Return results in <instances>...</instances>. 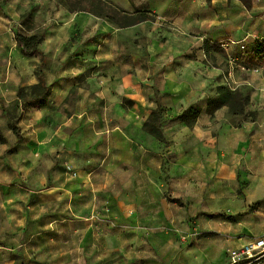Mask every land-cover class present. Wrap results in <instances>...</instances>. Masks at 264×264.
Wrapping results in <instances>:
<instances>
[{
  "label": "crops",
  "instance_id": "crops-1",
  "mask_svg": "<svg viewBox=\"0 0 264 264\" xmlns=\"http://www.w3.org/2000/svg\"><path fill=\"white\" fill-rule=\"evenodd\" d=\"M43 2L34 55L18 46V11L0 7V264H218L264 236L254 237L264 232V57L254 52L264 1L148 0L152 18L107 45L53 28ZM142 31L146 54L131 43ZM245 40L254 53L240 51ZM221 43L250 64L232 80L256 119L208 110L227 85L225 69L205 62ZM42 62L51 94L37 108L19 91ZM195 104L190 127L178 116ZM155 109L162 138L145 128Z\"/></svg>",
  "mask_w": 264,
  "mask_h": 264
},
{
  "label": "rangeland",
  "instance_id": "rangeland-1",
  "mask_svg": "<svg viewBox=\"0 0 264 264\" xmlns=\"http://www.w3.org/2000/svg\"><path fill=\"white\" fill-rule=\"evenodd\" d=\"M13 1L15 0H8L5 2H2V4L6 3L7 5H9L10 10H14L13 12L18 11L19 19L15 22V24L18 25L17 31L23 34H26V35H28V32L31 29L33 30L35 29V32H44L43 30L44 27L42 26L41 28H37V24L34 23L33 17H32L33 6L36 5L37 10L43 11L38 5H41V2L44 1L42 5H46L48 7V10L46 9V14L47 13L51 14V26L53 28L60 29L61 32H66V31L70 32L71 34L70 36L72 37H84L86 39H90L92 36H99L101 38L99 40L101 45L103 44V42L105 45H107L105 43V38L108 36L117 35L121 39L120 42H123L124 40L122 39L126 36V34L123 32L124 29H126L127 27V26L125 27L123 26L126 16L120 10L121 9L120 7H123V6L120 3L121 1H118V0H16V2H13ZM122 1L124 2L125 0H122ZM127 3L129 5L128 6L129 12H135L137 10L151 8L148 0H128ZM30 6H31V9L28 8ZM14 7L18 8V10H15ZM7 10L9 11V9ZM72 13L73 14L81 13L83 14L84 17L78 18L77 20L71 19L70 16ZM111 14L114 15L116 20H113L112 18H110ZM96 17H99L100 26L95 31V28L93 25L94 23L92 19H95ZM25 19H30L32 27L30 26V23L26 24L24 22L26 21ZM153 21L155 23H159L160 26H164V22L160 18H155L153 19ZM107 23H110L112 27L108 28ZM259 25L261 26L262 24H259ZM143 33L144 31L140 33H136V35L138 36V39L135 42H133V38H131L132 40L131 43H132V46H134L136 49L141 51L143 54H146L147 39H149L151 36L150 34H145L144 37L143 36L141 37L140 35H143ZM153 35L157 36L158 33L155 31ZM262 35H264V33H260L255 36L261 38ZM139 36L141 37L140 39H139ZM255 36L254 37L251 36V37L255 38ZM247 40H245L244 42L237 43L240 51L243 54L254 53L252 44L250 42H247ZM119 47L122 49L123 47H125V45L120 43ZM207 48H208L207 58L205 59V62L211 64L212 66H215L216 68L225 69L224 79L227 85H224V86L228 87L233 92L240 94L242 98L244 97L249 98V96H247L245 92H243L240 88H238L237 83H235L232 80L233 72L239 69L238 67L241 68V66L243 65L244 69H247L246 66L249 67L250 65L248 64V62L244 61L242 56H240L243 54H240V55L238 53L235 54L234 51L229 49V46L223 45L222 43L215 44V45L209 44ZM250 67L252 70H255L257 72L261 71V68H262L261 65L260 67H256L252 65ZM42 68H43V62L38 67V70L40 73L42 72ZM218 88L219 86H217L214 89L215 93L213 97H218L220 95ZM261 90H262L261 95H262V98L264 99V87H262ZM25 97H26V100L32 102L33 100L32 91L31 90L26 91ZM240 101H241V98L239 99V102ZM248 106H249L248 104L244 105V112L241 113L240 115H242V117L246 116V117H251L253 119H256L259 113L258 110H248V112H246V109ZM229 109L231 111V114H233V110H231L230 107ZM236 115H239V114H236ZM258 207L264 208V202L258 205ZM260 235H264V232L256 233L254 234V237L260 236ZM250 237L251 236H249V238ZM241 247L242 245H235V246L228 247L227 251L223 253L224 260H221L218 264H264V253L261 255L260 259L257 261H249V260L243 261L242 260L237 263H234L231 258L232 252Z\"/></svg>",
  "mask_w": 264,
  "mask_h": 264
},
{
  "label": "trees",
  "instance_id": "trees-1",
  "mask_svg": "<svg viewBox=\"0 0 264 264\" xmlns=\"http://www.w3.org/2000/svg\"><path fill=\"white\" fill-rule=\"evenodd\" d=\"M8 0H0V7L2 6V2ZM247 9H252L253 7V0H240ZM125 14V22L123 26H130L145 20L152 18L150 11L143 9L137 10L135 12H129L123 8L120 9ZM109 16V15H108ZM110 17V16H109ZM113 20H116L114 15L111 14ZM24 21L26 24L30 23V19H25ZM118 22V21H117ZM45 33L44 32H35L31 35H26L21 32L16 33V40L18 46L22 49V51L27 55H34V54H42L39 46L44 40ZM254 52L257 54H261L264 57V42L257 41L255 43ZM37 75L39 77V81L36 84L27 87H21L19 91V96L22 99L26 100L25 92L28 90L32 91L33 100L35 107L41 108L46 105L49 95L51 94V89L48 86L45 79L40 74L39 70H37ZM220 95L215 98H210L208 100V110L209 112L214 115L215 111L223 106H229L233 113L241 114L244 112V105L249 104L250 99L248 97L242 98L240 94L233 92L228 87L221 85L218 88ZM241 101L239 102V99ZM202 112V107L198 104L192 105L186 110H184L179 116L182 122H185L188 126L192 127L197 123L198 117ZM161 117V111L159 109L153 110L152 114L150 115L148 121L145 124V128L148 129L151 133L156 135L159 138H162V129L159 125V120Z\"/></svg>",
  "mask_w": 264,
  "mask_h": 264
},
{
  "label": "built area",
  "instance_id": "built-area-1",
  "mask_svg": "<svg viewBox=\"0 0 264 264\" xmlns=\"http://www.w3.org/2000/svg\"><path fill=\"white\" fill-rule=\"evenodd\" d=\"M263 253L264 236H261L254 238L253 240L243 245L241 248L234 250L232 252L231 258L234 263H237L242 260L257 261L260 259Z\"/></svg>",
  "mask_w": 264,
  "mask_h": 264
}]
</instances>
